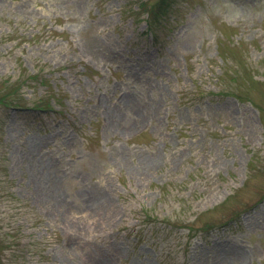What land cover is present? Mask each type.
I'll list each match as a JSON object with an SVG mask.
<instances>
[{"label": "rangeland", "instance_id": "rangeland-1", "mask_svg": "<svg viewBox=\"0 0 264 264\" xmlns=\"http://www.w3.org/2000/svg\"><path fill=\"white\" fill-rule=\"evenodd\" d=\"M0 264H264V0H0Z\"/></svg>", "mask_w": 264, "mask_h": 264}, {"label": "trees", "instance_id": "trees-1", "mask_svg": "<svg viewBox=\"0 0 264 264\" xmlns=\"http://www.w3.org/2000/svg\"><path fill=\"white\" fill-rule=\"evenodd\" d=\"M14 92H15V91L13 90L11 93H13V94H14Z\"/></svg>", "mask_w": 264, "mask_h": 264}]
</instances>
